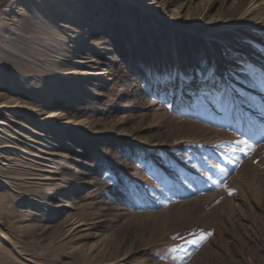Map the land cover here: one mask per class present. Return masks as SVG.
<instances>
[{"label":"rangeland","instance_id":"obj_1","mask_svg":"<svg viewBox=\"0 0 264 264\" xmlns=\"http://www.w3.org/2000/svg\"><path fill=\"white\" fill-rule=\"evenodd\" d=\"M0 264H264V0H0Z\"/></svg>","mask_w":264,"mask_h":264}]
</instances>
